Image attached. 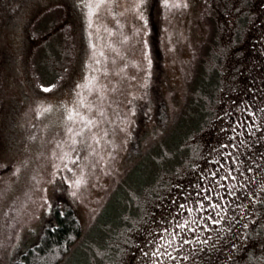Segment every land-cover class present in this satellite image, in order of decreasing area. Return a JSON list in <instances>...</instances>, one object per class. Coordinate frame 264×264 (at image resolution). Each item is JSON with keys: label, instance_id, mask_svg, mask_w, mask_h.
Wrapping results in <instances>:
<instances>
[{"label": "rangeland", "instance_id": "obj_1", "mask_svg": "<svg viewBox=\"0 0 264 264\" xmlns=\"http://www.w3.org/2000/svg\"><path fill=\"white\" fill-rule=\"evenodd\" d=\"M154 1L167 105L161 128L148 89ZM257 4L0 0V264L34 244L45 224H55L54 206H71L82 225L60 264H196L200 253L201 264H264V58L252 51L248 66L241 59L255 46L249 30L260 21L251 12ZM238 12L247 16L235 38ZM207 81L214 84L211 97L195 96L200 86L208 89ZM252 85L258 87L255 104L246 107L249 136L227 144L222 117L239 114L238 97ZM205 97L207 119L188 135L199 121L194 112L180 117ZM137 125L145 126L143 151L154 144L160 151L181 137L182 163L153 185L154 195L125 187L139 215L117 233L100 231L108 199L140 160L125 158ZM147 165L132 171L133 182L156 167ZM224 189L231 204L215 211L220 223L199 220L218 204L205 197L221 198ZM178 243L194 252L181 253Z\"/></svg>", "mask_w": 264, "mask_h": 264}, {"label": "trees", "instance_id": "obj_2", "mask_svg": "<svg viewBox=\"0 0 264 264\" xmlns=\"http://www.w3.org/2000/svg\"><path fill=\"white\" fill-rule=\"evenodd\" d=\"M155 3L156 1H154L150 10L147 32L148 50L151 58V72L148 89L150 91L149 100L154 106L152 108V113L158 127L161 128V126L165 124V121L163 123L162 117H164L163 114H166L167 112V105L160 92L162 78L164 76V53L161 46L159 14ZM206 83L208 84V89L205 88V85L200 86L195 96L201 97L203 93L206 92L205 95L211 97L214 90V84H211V82L208 81ZM205 103L206 97L202 102L196 103V105H194L195 108H189L180 117L183 119L185 115H187V112H194V115H196L199 121L195 123V127H189L188 135L194 130L200 128L203 122L206 121L207 116L204 110ZM140 114H142V111L139 110V113L137 114L139 115V119H141ZM144 127L145 126L141 127L137 125L136 130L130 139V146L125 154V158L129 160V162L137 156H140V160L133 168L128 170L126 174L127 177L112 193L111 199H108V204L106 205L109 207L106 209V206L105 209H103V219L98 222L99 228L102 227V229L100 228V231L107 228L110 232L117 233L119 226H130L133 223L134 218L139 215L135 214V204L132 197L126 195L127 190H125V187H128V189L130 188V194L131 191L140 192L141 189H144L143 191L150 196L154 195L157 192L154 193L152 190L153 185L156 187L161 186L164 183L165 175L169 172H175L178 166L182 163H180V158L183 154V146L180 143L181 137H179L178 140L175 139L171 145L167 144L164 146L165 148L160 151L155 150L156 144L151 146L149 150L147 149L148 151H143L144 141H142V139L145 137L143 136ZM165 139V137L161 139V143L164 142ZM150 153L153 155L150 156ZM151 158H153L152 161H150ZM142 163H145V165H147V163L154 164L156 167H149L145 170L144 175L139 177L137 182H133L132 179L134 176L130 175L132 171L137 169V167L142 166ZM145 167H148V165ZM109 208L110 212L108 213ZM112 211L115 212L113 216V218L115 217L114 219L109 216ZM52 217H54L55 224H45L37 241L32 245L26 246L22 251H16L11 257L9 264H60L62 262L69 252L71 245L81 236L82 225L75 214V210L71 206H65L61 210L54 206L52 209Z\"/></svg>", "mask_w": 264, "mask_h": 264}, {"label": "flooded vegetation", "instance_id": "obj_3", "mask_svg": "<svg viewBox=\"0 0 264 264\" xmlns=\"http://www.w3.org/2000/svg\"><path fill=\"white\" fill-rule=\"evenodd\" d=\"M258 4L256 6H254L253 10L251 12H253L256 17H260V21L256 22L253 24V27L250 28L249 32H250V41L253 42L255 41V46L252 47V50L250 49L249 54L246 53H242V57L241 59L247 64L251 63V60L253 58L251 54H256L257 56L263 57L264 58V42H263V35H264V0H257ZM247 15L244 14V12H238L235 15L234 18V23L235 26L233 27V30L231 32L232 36H234L235 38L240 36L241 33V28L242 26L245 24V17ZM263 71H264V66H263ZM258 87V85H256ZM255 85H252L250 88V91L246 92L245 94H243L242 96L238 97L242 98L243 102L241 103V105L243 106V109H239L238 111V115H234L233 113H228L225 114L222 118V124L219 127V132L224 136V140L225 143L227 144H231V143H236V141L238 140L239 142L243 140H247L248 136H249V128L251 127V119L249 118V115L246 111V107L248 104H252L251 102H253L252 106L255 104L254 100L255 98V93H256V87ZM250 95V96H249ZM230 100V99H229ZM236 119H239L242 121V124H239ZM231 124H233V126H231ZM237 144V143H236ZM224 147L226 148L227 145L225 144ZM217 171V170H216ZM198 182H203L202 177H198L196 179ZM204 186V185H203ZM212 198L214 200L218 201V205L219 207L216 208L213 205H209L208 209L211 210V212H214V214H209L213 217V220L215 218L216 213L219 212H215V211H222L225 212L226 209H228V207L231 204V199L228 196V193L226 192V189H224L223 193H222V197L221 198H214V197H208L207 201L210 203L212 201ZM192 201L191 197L187 198V201ZM176 207V206H175ZM179 207V205H178ZM227 211V215L229 214ZM219 215H221L219 213ZM205 219H207V222L210 223L213 220H208V218H205V216H203L202 218H200L199 220L205 221ZM173 222V219H172ZM177 222V221H175ZM174 223V222H173ZM179 245V251L181 253H192L194 252V250H192L189 246L187 248V250H184L183 247L184 245L181 243H178ZM194 248H197L196 250L200 249L198 246H195ZM205 249V248H203ZM146 251L150 250V247L148 246L146 249ZM202 254L200 253V255L198 257H195L194 259H196V264H201V260L202 258L200 257ZM198 261V262H197ZM200 261V262H199Z\"/></svg>", "mask_w": 264, "mask_h": 264}, {"label": "snow or ice", "instance_id": "obj_4", "mask_svg": "<svg viewBox=\"0 0 264 264\" xmlns=\"http://www.w3.org/2000/svg\"><path fill=\"white\" fill-rule=\"evenodd\" d=\"M99 2H103V0H99ZM141 2H142V0H141ZM177 2L179 3V0H177ZM161 3L164 4L165 6H168L169 5V0H161ZM96 6L98 7L99 5L97 4ZM88 7H89V12L91 13V11L93 10V5L92 4H89ZM145 24H147V20H145ZM41 87H45V86L44 85H41ZM89 123H90V121H89ZM85 126H87V125H85ZM71 131L72 130L69 129V132H71ZM65 167H67V165H65ZM212 175L218 176V173H213ZM80 182L81 181L79 179L76 181L77 184H79ZM205 199H207V197H205ZM201 203H203V201ZM214 207L218 208L219 205L216 204V205H214ZM189 211H191V209ZM216 215L219 216V213H216ZM208 220H213V217L211 215H209L208 216ZM213 222L216 223V224H219L220 223V220L219 219H216ZM183 226L184 225H179V227H183ZM204 227L207 228L208 227L207 224H205ZM161 239H163V238H161ZM164 243L166 245H168V246H171V242L169 240H165Z\"/></svg>", "mask_w": 264, "mask_h": 264}]
</instances>
